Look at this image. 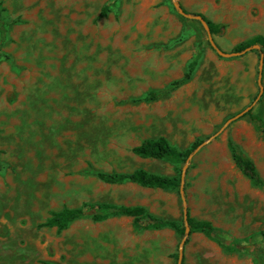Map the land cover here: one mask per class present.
I'll list each match as a JSON object with an SVG mask.
<instances>
[{
	"label": "rangeland",
	"instance_id": "1",
	"mask_svg": "<svg viewBox=\"0 0 264 264\" xmlns=\"http://www.w3.org/2000/svg\"><path fill=\"white\" fill-rule=\"evenodd\" d=\"M177 1L201 14L197 0ZM258 1L248 9L251 18L264 16V0ZM0 4L8 24L0 44V264H176L180 239L172 229L136 230L127 216L81 218L63 230L41 223L83 202L141 205L180 221L178 191L107 184L94 172L173 175L172 164L141 159L132 147L163 135L186 149L217 132L257 96L261 52L218 55L199 21L179 14L172 0ZM105 5L108 12L98 17ZM257 27L240 18L232 34L244 39L232 45L222 32L214 40L231 52ZM198 44L202 54L187 82L156 100H138L180 78ZM250 113L264 122V91ZM227 138L244 147L264 183V133L243 114L192 157L184 184L188 213L211 219L227 239L263 241L264 187L235 166ZM205 190L209 204L201 198ZM201 249L210 256L202 258ZM185 254V264H254L245 251H226L192 233Z\"/></svg>",
	"mask_w": 264,
	"mask_h": 264
},
{
	"label": "trees",
	"instance_id": "2",
	"mask_svg": "<svg viewBox=\"0 0 264 264\" xmlns=\"http://www.w3.org/2000/svg\"><path fill=\"white\" fill-rule=\"evenodd\" d=\"M3 8L0 4V44L7 39L8 24L2 15ZM108 6L101 8L98 17H103L108 12ZM207 22L210 32L213 35H219L222 32L223 25L217 24L202 14H199ZM257 44L259 51L264 53V36L254 35L253 37L236 44L233 51H241L246 47ZM218 45V44H217ZM201 44H198L197 52L190 59L187 64V69L184 74L161 89L149 90L143 97L138 100L153 101L159 97L170 93L185 82H187L201 57ZM245 114H249L251 120L255 123L258 130L264 133V122L259 115L250 113V110ZM197 140L186 149H179L163 135L154 138L143 139L138 145L132 147L131 151L134 155L142 159L161 160L173 165L174 174L164 175L156 172L148 171L144 168H136L130 172L117 171H95L94 175L103 183L107 184H121L124 182H132L141 187L173 190L178 191L180 185V172L183 163L187 156L202 142ZM227 146L230 156L235 166L246 176L250 183L255 187H264V183L258 174L256 165L252 158H250L233 139L227 138ZM186 185H184V188ZM128 216L132 218V225L136 230L145 229H172L175 234L181 239L184 235L183 218L180 221L175 219L160 218L149 212L141 205H124L112 202H83L78 207H63L60 210L51 212L50 216L41 223V226L55 227L57 230H63L69 224L77 219L89 218L94 222L104 221L110 217ZM187 223L190 231L200 232L207 238L216 242L221 248L226 251L243 250L247 252L254 262V264H264V240H236L227 239L221 235L219 230L213 224L204 219H197L191 217L187 213ZM263 238H264V234ZM187 241V240H186ZM177 258V253L173 255ZM45 264H56L52 262H45Z\"/></svg>",
	"mask_w": 264,
	"mask_h": 264
},
{
	"label": "crops",
	"instance_id": "3",
	"mask_svg": "<svg viewBox=\"0 0 264 264\" xmlns=\"http://www.w3.org/2000/svg\"><path fill=\"white\" fill-rule=\"evenodd\" d=\"M256 1L259 2L258 0H245L244 3H240L238 0H218V3H215V1L211 2V0H197V2H198L197 5L200 7V9H198L196 11L198 13H201V14L205 15L211 21H213V22H215L217 24L224 25L223 28H222V32L224 33L225 36L229 37L228 39L230 40V43L233 45V44L236 43V41L238 39L242 40L245 37V36L244 37L235 36V35L232 34L233 33L232 32L233 28L236 27V22L240 18L243 19L248 25H257L258 26L253 31V32H255L254 35H260L259 34L260 30L264 28V16H262V14L260 16H258V17H252V18L247 15L248 12H249V10H248L249 7L252 4H254ZM245 30L247 31L248 29L245 28ZM239 145L242 148V150L244 151V147L241 144H239ZM211 179L212 178H210V177H209V179H207V178L204 179V181H203L204 187H207V186L211 185V183H212ZM208 195H209V192L207 190H205L203 192V194H201V198L207 204H209ZM187 210H188V207H187ZM149 212L154 214V212H152V211H149ZM154 215L158 216L157 214H154ZM158 217L162 218L161 216H158ZM174 218H175V216H170V217H167V218H164V219H174ZM203 219L204 220H208V221H210L213 224L211 219H209V218H203ZM213 226H215V224H213ZM168 229L169 228L155 229V230H168ZM192 234H197V235L203 237L206 240H211V239L207 238L205 235H203L200 232H195V233L192 232ZM236 240H241L242 241V240H249V239L248 238H244V239H236ZM185 244H186V242H185ZM201 256H202V258H208L210 256V253L207 250H205V249H201ZM185 262H186V254H185V245H184V253H183V262H182V264H185Z\"/></svg>",
	"mask_w": 264,
	"mask_h": 264
},
{
	"label": "water",
	"instance_id": "4",
	"mask_svg": "<svg viewBox=\"0 0 264 264\" xmlns=\"http://www.w3.org/2000/svg\"><path fill=\"white\" fill-rule=\"evenodd\" d=\"M173 6L174 8L177 10V12L179 14H181L182 16L186 17V18H193L196 19L197 21H199V23L201 24L203 30L205 31L206 34V38L207 41L210 45V47L220 56L223 57H232V56H238L241 55L245 52H247L248 50L251 49H259V46L257 44H254L252 46L246 47L241 51H231V52H227L224 51L223 49H221L217 43L215 42L213 35L210 32L209 26L207 24V22L203 19V17L199 14H189L187 13L179 4V2L177 0H172ZM263 62H264V57H263V53H260V58H259V65H258V76H257V85L259 88L258 94L255 97L254 101L248 105L245 109H243L242 111H240L239 113H237L236 115H234L233 117H230L229 119H227L224 124L218 129L217 132H215L214 134H212L211 136H209L206 140L202 141L186 158L185 162L183 163L182 167H181V172H180V185H179V195L181 198V204H182V217H183V222H184V235L183 237L180 239L178 246H177V258H176V264H182L183 262V253H184V245L185 242L187 240V237L189 236V225L187 223V200H186V196H185V188H184V184H185V176L187 173V169L189 167L190 161L192 159V157L194 156V154L205 144H207L209 141H211L214 137H216L218 134H220L226 127L227 125L237 119L238 117L242 116L243 114H245L247 111L250 110V108L252 107V105L261 97V95L263 94L264 91V87L262 84V69H263Z\"/></svg>",
	"mask_w": 264,
	"mask_h": 264
}]
</instances>
